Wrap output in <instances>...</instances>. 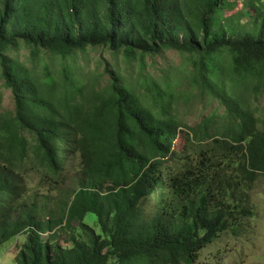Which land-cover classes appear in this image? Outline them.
Returning <instances> with one entry per match:
<instances>
[{"label":"trees","instance_id":"trees-1","mask_svg":"<svg viewBox=\"0 0 264 264\" xmlns=\"http://www.w3.org/2000/svg\"><path fill=\"white\" fill-rule=\"evenodd\" d=\"M238 2L0 0L14 102L0 113V245L25 236L16 264H196L256 216L264 0ZM94 48L136 76L82 68ZM167 52L187 57L148 71ZM204 101L216 102L188 124L180 103Z\"/></svg>","mask_w":264,"mask_h":264},{"label":"rangeland","instance_id":"rangeland-1","mask_svg":"<svg viewBox=\"0 0 264 264\" xmlns=\"http://www.w3.org/2000/svg\"><path fill=\"white\" fill-rule=\"evenodd\" d=\"M247 0H239L237 10L240 13L245 11L244 4ZM244 9V10H243ZM247 11H251L247 9ZM30 52L29 47H21L18 51V56L22 60H27ZM187 56L175 52H167L162 57H156L151 60L147 57L148 71L163 75L162 69L166 64L179 66L181 61H185ZM77 63L84 69H102L101 63L109 62L116 66L120 64L126 76L134 78L137 67L126 66L119 56V61L107 50L94 48L88 49L86 52L78 53L76 57ZM101 65V66H100ZM58 66V65H57ZM55 67H53V70ZM172 72V70H170ZM173 79L176 75L172 76ZM174 85L177 81L173 80ZM181 88L185 91L188 85V79L184 78ZM216 101H204L202 105L194 102L192 106H187L188 103L181 102L183 118L188 124H195L202 115L208 113ZM179 108V107H178ZM14 102L10 90L5 88L0 79V113L4 111H13ZM182 130V129H181ZM184 142L179 139L180 145ZM254 201L256 202V216L247 221H244L240 228L238 237H234L231 233L223 234L216 242L209 245L199 255L196 264H264V175H262L253 192ZM86 224L94 227L99 232L97 227V219L94 215H89L86 218ZM25 236L21 235L14 240L8 241L0 245V264H16L15 257L18 247L23 244Z\"/></svg>","mask_w":264,"mask_h":264}]
</instances>
